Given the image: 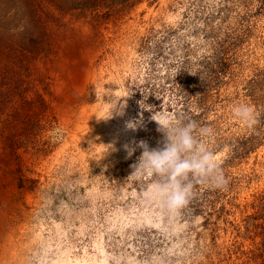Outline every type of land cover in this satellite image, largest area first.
<instances>
[{
    "label": "rangeland",
    "instance_id": "1",
    "mask_svg": "<svg viewBox=\"0 0 264 264\" xmlns=\"http://www.w3.org/2000/svg\"><path fill=\"white\" fill-rule=\"evenodd\" d=\"M156 120L227 180L175 217L125 150ZM0 264H264V0H0Z\"/></svg>",
    "mask_w": 264,
    "mask_h": 264
},
{
    "label": "clouds",
    "instance_id": "2",
    "mask_svg": "<svg viewBox=\"0 0 264 264\" xmlns=\"http://www.w3.org/2000/svg\"><path fill=\"white\" fill-rule=\"evenodd\" d=\"M233 114L249 126L254 122L253 110L248 105L234 106ZM157 122L158 131L163 134L157 146L151 147L144 140L132 141L131 147L126 145L125 150L129 151V155L140 150L132 165V176L150 174L155 177L154 185L146 193V200L152 202L158 199L161 210L167 216L175 217L190 202L193 180L217 189L226 187L227 180L215 154L202 139L212 135L211 129L199 128L198 136L196 126L191 122ZM127 127L133 128L134 125L128 124ZM159 178L166 179L161 182Z\"/></svg>",
    "mask_w": 264,
    "mask_h": 264
},
{
    "label": "trees",
    "instance_id": "3",
    "mask_svg": "<svg viewBox=\"0 0 264 264\" xmlns=\"http://www.w3.org/2000/svg\"><path fill=\"white\" fill-rule=\"evenodd\" d=\"M204 69V68H203ZM207 71H209V73H211L210 75H211V77H212V69H213V67L211 66V67H207V68H205ZM211 88H213L211 85L209 86V88L208 89H211ZM207 93H208V91H206ZM177 112H180V111H177ZM182 114H186V111H182ZM183 115V116H184ZM151 123H154V122H152V121H149L148 122V125L149 124H151ZM240 149V147H235V151H238Z\"/></svg>",
    "mask_w": 264,
    "mask_h": 264
},
{
    "label": "bare ground",
    "instance_id": "4",
    "mask_svg": "<svg viewBox=\"0 0 264 264\" xmlns=\"http://www.w3.org/2000/svg\"><path fill=\"white\" fill-rule=\"evenodd\" d=\"M69 58V57H68ZM86 80V79H85Z\"/></svg>",
    "mask_w": 264,
    "mask_h": 264
}]
</instances>
